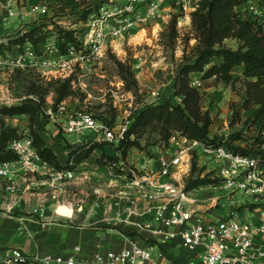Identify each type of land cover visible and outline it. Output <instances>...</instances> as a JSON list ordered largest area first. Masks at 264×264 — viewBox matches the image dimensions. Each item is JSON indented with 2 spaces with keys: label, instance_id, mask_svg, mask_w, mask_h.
Instances as JSON below:
<instances>
[{
  "label": "built area",
  "instance_id": "obj_1",
  "mask_svg": "<svg viewBox=\"0 0 264 264\" xmlns=\"http://www.w3.org/2000/svg\"><path fill=\"white\" fill-rule=\"evenodd\" d=\"M201 1L100 0L81 34L74 31L76 43L60 41L55 33L38 45L16 42L26 31L0 38V70L38 71L48 81H66L77 74L78 65L90 73L105 58L109 44L138 24L155 20L166 7H176L190 17ZM262 1L247 0L238 12L260 21ZM0 11L4 26L23 28L45 18L50 9L42 0H0ZM47 113L68 136L91 134L93 143L108 145L125 138V129L109 127L91 112L72 111L66 101ZM9 149L16 158L0 163V198L27 191L25 185L37 177L48 178L53 185L75 178L73 170L52 167L30 136L13 139ZM198 149L213 163L216 182L188 190L182 179ZM139 157L137 165L127 169L123 162L116 163L121 169L110 178L108 193L96 191L105 201L102 211L98 214L92 207L88 213L97 226L119 232L125 246L98 245L89 257L81 245L68 256L28 254L12 247L3 252L0 264H264V166L259 157L226 146H206L180 132L172 133L163 150ZM239 192L253 199L246 211L234 207ZM38 208L31 213L44 219V206Z\"/></svg>",
  "mask_w": 264,
  "mask_h": 264
},
{
  "label": "rangeland",
  "instance_id": "obj_2",
  "mask_svg": "<svg viewBox=\"0 0 264 264\" xmlns=\"http://www.w3.org/2000/svg\"><path fill=\"white\" fill-rule=\"evenodd\" d=\"M42 1L50 9L45 18L25 24L23 28L15 24L6 26V32H0V38L30 31L38 25H44L48 35L55 33L61 36L63 33L60 30L77 31L80 35L87 16L99 8L100 0ZM164 10L167 11H162L155 20L138 24L134 31L109 44L105 58L94 64L83 79L86 87H73L70 84V94L64 98L70 110L91 112L109 127L125 129V133L134 127L130 140L137 141L138 145L129 147L126 155L124 149L119 148L120 144H104L102 148L88 138L73 153L67 151L73 145L69 139L74 136L66 137L60 124L47 113L48 108L56 105V91L63 81H48L38 71L0 70V87H3L4 97L0 99L1 109L10 105H25L27 109V113L21 115L3 113L0 115V126L16 128L19 137L30 136L34 141V133L48 132L56 142L54 151L57 160L47 161L56 170L75 172L74 179L55 185L48 178H35L36 182L30 181L25 185L28 190L24 192L30 197L38 199L39 203H51L53 208L74 209L88 216L89 210L94 207L99 214L105 201H102L103 196H97L96 191L102 195L108 193L110 178H114L121 169L116 163L123 162L127 169L137 165L139 154L150 157L165 148L167 133L171 135L176 128L149 118L147 123L138 124V117L151 106L167 101L173 105L182 103L183 98L176 94L175 84L180 69L193 59L198 33L192 15L185 17L176 7H166ZM175 17L178 18L176 22ZM225 45L236 49L238 42L227 39ZM233 74L236 78L242 77L241 70H235ZM202 76V73L192 74L191 85L200 91L202 112L211 114L212 138L230 141L240 134L245 146L263 135L264 119L254 124L251 118L254 111L240 109L245 92L242 82L238 81L232 87L215 83L213 78L203 80ZM54 133H57L56 137ZM52 140L49 141L53 144ZM213 167V163L199 149L195 150L188 173L183 176V185L190 186L203 178L213 179ZM234 200V207L241 211H246L247 203L253 201L240 192L234 195ZM223 202L228 203V200L224 199Z\"/></svg>",
  "mask_w": 264,
  "mask_h": 264
},
{
  "label": "trees",
  "instance_id": "obj_3",
  "mask_svg": "<svg viewBox=\"0 0 264 264\" xmlns=\"http://www.w3.org/2000/svg\"><path fill=\"white\" fill-rule=\"evenodd\" d=\"M247 0H202L199 8L192 14L193 25L198 33V44L192 60H189L180 69L175 84L176 94L180 95L182 103L173 105L170 101L163 104L151 106L143 110L138 117L139 123H147V119L164 123L176 128L191 140H197L206 146H226L235 153L257 156L264 166V137H256L250 145L243 146L242 135H235L230 141L223 138H212L210 126L212 117L209 112L203 113L200 105L201 94L199 89L193 87L192 74L202 73V79H214L215 83L232 85L238 81L242 82L245 92L242 95L240 109L254 111V124L264 119V23L258 19L243 18L237 11V7L243 5ZM88 11V10H87ZM175 17L174 21H177ZM174 22V23H175ZM44 25L35 26L27 31L17 41H30L34 45L45 42L49 35ZM42 29L44 31H42ZM61 38L66 42H77L74 32H64ZM227 39L238 42L236 49L225 45ZM235 70H241L242 77L236 78ZM70 81L67 80L57 88L55 107L61 103L66 95L70 94ZM7 113L15 116L27 113L25 105H15L0 108V115ZM148 119V120H149ZM134 128V127H132ZM125 133V138L120 143L126 155L129 147L138 145L135 140H130L133 129ZM168 134V141L170 135ZM35 145L41 155L48 161L57 160L52 149L46 147L44 140L36 132L34 133ZM19 138L18 129L1 126L0 137V163L14 160L16 157L9 149L13 139ZM167 141V142H168ZM94 144V143H93ZM105 143H96V146L104 147ZM77 150V149H75ZM75 150L70 151L73 153ZM216 180L203 178L194 181L187 186L188 190L199 188Z\"/></svg>",
  "mask_w": 264,
  "mask_h": 264
},
{
  "label": "crops",
  "instance_id": "obj_4",
  "mask_svg": "<svg viewBox=\"0 0 264 264\" xmlns=\"http://www.w3.org/2000/svg\"><path fill=\"white\" fill-rule=\"evenodd\" d=\"M240 8L241 6L238 7L237 11ZM260 21L264 23V12ZM1 31L6 32V26L2 23V13L0 11ZM85 77H87L86 71L78 65L77 74L67 80H71L70 84L73 87H86L83 81ZM0 99H4L3 87H0ZM38 134L44 140L46 147L52 149L55 153L54 145H56V142L54 139L52 140L50 134L46 131H38ZM53 136L56 137L57 133H54ZM90 137V134L84 135L83 138L71 137L72 139L69 140L73 145L66 150L70 152L79 148L83 140ZM49 140H52L53 144ZM79 141L82 142L79 143ZM41 205L44 206V219L31 213V211L40 210L38 207ZM59 208H53L51 203H39L38 199L30 197L27 192L1 197L0 260L3 258V252L12 247L20 248L28 254L68 256L76 245H81L84 254L89 257L98 245L115 249L125 246V239L119 232L97 226L95 224L96 219L83 213H77L74 209H66L69 212L63 213L61 211L63 213L61 214ZM6 211L13 212L8 214ZM71 211L73 212L72 215H70Z\"/></svg>",
  "mask_w": 264,
  "mask_h": 264
},
{
  "label": "bare ground",
  "instance_id": "obj_5",
  "mask_svg": "<svg viewBox=\"0 0 264 264\" xmlns=\"http://www.w3.org/2000/svg\"><path fill=\"white\" fill-rule=\"evenodd\" d=\"M61 211H64V212H65L66 209L61 207V208H59V212H60L61 214H63L64 212L62 213ZM70 215H71V214H70Z\"/></svg>",
  "mask_w": 264,
  "mask_h": 264
}]
</instances>
